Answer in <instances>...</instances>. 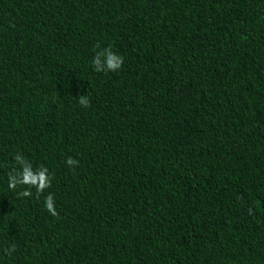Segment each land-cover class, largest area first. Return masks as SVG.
I'll list each match as a JSON object with an SVG mask.
<instances>
[{
    "label": "trees",
    "instance_id": "1",
    "mask_svg": "<svg viewBox=\"0 0 264 264\" xmlns=\"http://www.w3.org/2000/svg\"><path fill=\"white\" fill-rule=\"evenodd\" d=\"M0 264H264V0H0Z\"/></svg>",
    "mask_w": 264,
    "mask_h": 264
},
{
    "label": "clouds",
    "instance_id": "2",
    "mask_svg": "<svg viewBox=\"0 0 264 264\" xmlns=\"http://www.w3.org/2000/svg\"><path fill=\"white\" fill-rule=\"evenodd\" d=\"M91 66L96 71H116L119 70L123 64V57L110 47H103L98 49L90 60ZM77 103L82 106L88 104L86 96L79 95ZM13 166L7 172L6 184L9 190L15 192V196L19 198H28L33 196V189L37 195L43 193L46 189L51 187L52 176L47 167H34L33 164L20 152H17L12 157ZM65 165L73 167L78 164V160L72 156H66L64 159ZM23 186V187H21ZM19 190L17 191V189ZM44 209L51 215L55 216L56 208L54 206V196L48 193L43 199ZM16 250V244L10 243L4 249L7 255H12Z\"/></svg>",
    "mask_w": 264,
    "mask_h": 264
}]
</instances>
